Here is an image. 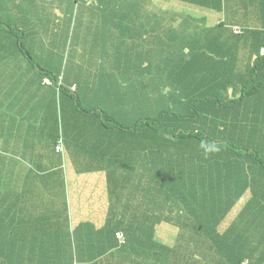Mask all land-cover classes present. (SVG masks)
Listing matches in <instances>:
<instances>
[{"label": "trees", "instance_id": "1", "mask_svg": "<svg viewBox=\"0 0 264 264\" xmlns=\"http://www.w3.org/2000/svg\"><path fill=\"white\" fill-rule=\"evenodd\" d=\"M82 1L95 6L94 10H87L86 14L96 18L100 16L97 11L99 8L104 20L117 33L118 44L110 48L108 54L97 57L94 62L99 66L98 72L107 76L104 81H110L111 78L107 84L109 86L105 88L111 89V85L116 83L127 86V89H123L124 92L131 101L139 104L138 114L141 112L144 114L141 117L139 114L135 122V114L129 115L127 112L119 111L117 116H113L110 110L129 99L123 96L117 98L109 91H105L106 94L109 93L105 95L106 101L102 107H87L80 92H77L76 96L71 94L72 98L69 100V91L62 83L60 84L57 76L49 75L46 69L38 66L30 57L32 54L30 50L34 47L28 44L27 32L2 20H0V98L3 99V94L5 104L9 102L13 107L20 103L19 108L23 111L29 112L38 108L39 119L41 118V100L32 101L30 95L34 89L33 78L17 73L16 68L24 66L22 62L14 64L20 57H30L33 65L29 64L28 60L27 63L34 68L30 72L37 70L48 73L53 81V84H46L45 75L38 76L39 88L43 87L44 92L48 94L46 98L49 99L44 108V141L40 140L39 145L50 140L56 144L60 140L63 146L66 144L72 148L79 146L82 155L100 162L104 168H111L109 164L116 162L113 159L125 158L124 165L128 166L126 169L132 170L126 177H134L133 173L139 169L134 181L136 182L140 175L142 181L138 184L146 195L149 194V180L146 176L156 167L158 185L168 181L177 183L180 176L175 177L173 172L176 174L177 171H173L175 169L172 168L176 164L175 160L197 158L201 160L202 157L207 160L208 157H212L214 160L210 164L207 160V168H225L232 171L228 186L230 194L234 195L231 197L236 198L240 205L237 208H228L227 211L236 210L237 221L248 219L245 221L249 225V230H242L240 234L245 235L252 231V236L246 239L248 245L251 242L255 243L254 246L264 243V189L260 183L250 180L255 175L253 170H256L257 166L264 170V102H262L264 0H168L174 1L171 12L162 14L159 11L153 16L147 13L145 8L149 7V0H131L130 8L118 10L116 14L110 13L112 8L110 0ZM236 27H240L242 32L237 33ZM127 33L141 38L144 36L153 38L154 41L150 42L155 43L156 47L151 52L144 49L139 51L140 48L137 47L134 56L131 50L127 52L123 47ZM256 42V61L254 60V66L251 68L248 52ZM126 54L130 55L134 63L135 68L132 71L131 65L124 67L126 70L123 68ZM10 64L12 66H9ZM15 92L16 97L12 95ZM65 97L77 109L72 112L66 109L65 116L60 117L58 109L61 108ZM162 98L163 102L157 106V100ZM221 111L226 112L227 116ZM204 117H212V121L229 119L230 122L227 123L229 133H224L220 124L215 126V136L209 134V131L205 133L207 125L204 130L198 132L194 128L195 124L204 120ZM22 118L23 120L26 118L23 113ZM86 119L96 122L99 119L98 125L104 135L98 137V140L117 138L116 134L121 136L122 133L125 152L118 147L117 150L110 148V144L105 141L96 142L92 134H85L80 127L85 124ZM65 120L70 125L68 130L66 127V131L65 125L61 129V123ZM129 130L132 131L127 133ZM223 136H233V141L220 140ZM120 140L121 137L118 145L122 143ZM201 142L214 143L219 151L205 156L204 150L200 147ZM240 143L247 146H241ZM33 146L35 145H25L23 150L21 147L19 150L16 145L12 147L4 144L3 149L9 153L6 156L4 152L0 153V172L4 175L10 167L8 161L10 154H16L21 158L18 160L13 158L11 166L16 168V173H21L20 169L27 167L24 150ZM53 149L56 151L55 146ZM148 151H152L151 160L154 163L147 160ZM188 154L191 155L190 158ZM32 159L34 167L36 160ZM111 160L113 162L109 163ZM250 160L253 167L249 165ZM181 166L184 165H178L176 169ZM43 168L44 172H52L50 171L52 166L45 164ZM247 173L250 176H247ZM233 189H236V193ZM1 191L0 189V195ZM246 191H251L249 198H243ZM163 194L157 190L155 195L162 198ZM209 194L210 192L198 189L182 192L178 190L169 196L178 203L177 200L181 198L197 199ZM246 202L248 203L246 207H240ZM16 210L17 214L9 216L7 222L6 211L3 205H0V264H8L10 259H14L16 264H27L24 250H28L30 246L43 258H49L36 264H80L79 249H76L75 253L62 255L60 252V255H57L58 250L56 251L52 242L45 238L49 232L45 231L40 223L45 221L44 219L35 216L23 219L19 215L20 209ZM255 210L259 213L253 214ZM250 217L254 221L251 222ZM118 226L119 224L114 225V229L117 230ZM236 226L239 227V224ZM10 229L12 235L6 238L5 233ZM78 230L79 226L73 232L76 238L69 237V241L80 247ZM254 246L251 250H246L247 253L237 252L243 254L238 258L237 264H251L247 261L244 263L246 260L244 254L258 252L259 248Z\"/></svg>", "mask_w": 264, "mask_h": 264}, {"label": "crops", "instance_id": "2", "mask_svg": "<svg viewBox=\"0 0 264 264\" xmlns=\"http://www.w3.org/2000/svg\"><path fill=\"white\" fill-rule=\"evenodd\" d=\"M110 1H112L110 13L113 14L132 6L131 0ZM149 1V7L145 8L152 16L159 11L162 14L171 12V4L174 3L168 0ZM94 7L82 0H0V20L16 28L24 29L27 32L29 46L42 47V54L48 47L56 51L59 49L58 52L62 55L52 62L46 60L50 72L47 71L49 75L57 76L60 84L67 88L69 100L73 94L71 89L76 87V92H80L84 97L85 105L96 108L103 106L106 101L105 95L109 92L117 98L123 96L129 99V97L123 90L127 89V86L116 83L111 85V89L105 88L109 86L107 84L111 78L110 81H104L107 76L101 75L98 72L99 66L94 63L98 55L94 51H89L91 48L107 50L115 47L119 42L117 33L104 20L99 8L97 11L100 16L96 18L86 14L87 10H94ZM150 41L154 39L148 36L136 37L127 33L123 40V47L127 49V52L131 50V54L135 56L137 47L140 48L139 51L143 49L148 51L147 49L156 47L155 43L152 44ZM256 46L257 42L248 52L251 68L256 58ZM62 47L65 50L67 47L69 49L63 51ZM72 50L75 62L79 66H72L68 70V56L71 55ZM124 61L123 68L127 65H131V71L135 68L129 54H126ZM17 62H22L24 65L19 68L20 72L23 71L22 74L34 76L32 80L34 89L30 95L32 101L41 100V118L39 119L38 108L29 112L23 111L19 108L20 103L16 107L9 105V102L5 104L2 94L0 153L4 152L5 156L9 153L3 149L4 144L12 147L16 145L18 149L21 147V150L25 145H35L28 149L39 147L48 154L53 151L59 154V164L50 169L52 172H44V159L31 154L36 160V166L22 168L21 173H16V168L11 166V160L13 158L18 160L21 157L10 154L8 159L10 167L4 175L0 172V189L2 190L0 205H3L6 211L7 222H9V216L17 214L16 208L20 209L19 215L23 219H30L28 216L44 219L46 222L40 223L45 231L49 232L45 238L52 242L56 251L58 250L57 255L59 256L60 252L62 255L75 253L76 249H79L80 264H237L238 258L243 256L237 252L247 253L245 251L251 250V247L255 245L254 242L248 245L246 240L247 237L252 236V231L245 235L240 234L242 230H249V225L245 221L248 219L238 222L235 218L236 210L227 211L228 208H237L239 204L236 198L231 197L234 195L230 194L228 186L231 182L229 178L231 170L207 168L205 161L204 169L201 165L192 164V168L187 169L188 171L181 170L179 182L168 181L158 185V168L156 167L146 176L149 180V194L146 195L144 189L138 184L142 181L140 175L138 180L134 181L139 169L133 173L134 177H126L132 170L126 169L128 166L124 165L125 158H112L116 162L109 164L111 168H104V166L101 167L100 162L91 158L87 159V155H82L79 146L72 148L68 144L66 148L64 145V151L58 153L53 149L57 142L55 144L50 140L49 147L45 146V143L39 145L40 140L44 138V108L49 100L46 98L48 94L44 92L42 86L39 88V77L36 72H30L34 68L27 63V59L20 57L14 61V64ZM105 91L109 92L106 94ZM12 95L16 97V92ZM69 100L66 97L63 99L62 106L58 109L60 117L65 116L66 109L71 112L77 109ZM116 106L110 110L112 115L117 116L119 111L122 113L129 111L127 109L129 106L121 110ZM22 113L26 117L25 120L22 118ZM136 118L137 116L134 122ZM97 121L86 119L85 124L80 128H83L85 134H92L96 142L104 143L105 141L110 144V148L117 150L118 147L125 152L122 133L121 136L116 134L117 138L98 140V137L104 134L98 125L99 119ZM64 125L65 131L66 127L68 130L70 125L66 120L61 123V129ZM120 137L122 143L118 145ZM150 152L152 151L146 153L147 160L153 162L151 160L153 155ZM204 159L206 158H201V160ZM164 160H166L165 157ZM69 162L72 166L68 164ZM31 164L34 165V161ZM257 167L253 170L255 175L250 180L260 183L264 189V170ZM2 176L5 178L2 179ZM247 176H250L249 173ZM133 182H135L134 186ZM197 188L210 192L214 196V191L225 189L226 201L221 204V199L181 198L176 203L169 196L178 190L196 191ZM157 190L164 193L162 198L155 195ZM233 190L236 193V189ZM250 195L251 191H246L243 198H249ZM247 205L246 202L240 207ZM250 220L254 221L251 217ZM117 224L119 226L116 230L114 225ZM238 224L239 227L236 226ZM77 226H79L77 237L81 242L80 247L74 246L69 241V237L76 238L73 232ZM118 230L125 232L127 238L125 244H120L117 239ZM11 235V229L5 233L6 238ZM262 244L264 246L263 242ZM11 250L8 249V251ZM24 253L27 264L42 263L45 259H49L43 258L31 246L28 250H24ZM244 255L246 258L244 263L247 261L251 264H264V248ZM8 264H16V262L10 259Z\"/></svg>", "mask_w": 264, "mask_h": 264}, {"label": "rangeland", "instance_id": "3", "mask_svg": "<svg viewBox=\"0 0 264 264\" xmlns=\"http://www.w3.org/2000/svg\"><path fill=\"white\" fill-rule=\"evenodd\" d=\"M173 6L174 5L171 4V7H173ZM153 48H150V49H147V50L149 52H151V50ZM68 49H69L68 47L66 48V50L64 49V47H62L63 51H67ZM42 50H43L42 47L31 48L30 51L32 52V54L30 53L31 54L30 57L33 58V60L36 62V64L38 66H40V67H42V68H44V69L49 71V67L47 66L49 64H48V62L46 60H50L52 62V61H54V59L58 58L62 54L58 52L59 49H57V51H56L52 47L46 48L45 52L43 54H42ZM89 51H94L95 54H97L99 58L102 57L103 55L108 54L110 52L109 49L105 50V49H92V48L89 49ZM30 57H26V58H27L29 64L33 65ZM72 66H79L78 63L75 62V55L73 53V50L71 52V55L68 56V63H67L68 70ZM16 70H17V73L19 75H21V76H27L29 78H33L34 77V76H29V75L22 74L23 71L20 72L18 67L16 68ZM35 72L37 73L38 76L48 75V73L37 71V70H35ZM163 100H164V98L158 99L157 100V106H159L163 102ZM128 106H129V108H127V109H129V112H127L126 114H129V115L135 114L136 116H138L140 114L139 117H141L144 114V112H141V113L138 114V111H140L139 104L137 102H135V101L128 100L126 102H123V103L119 104L116 107L121 110V109H124V107H128ZM157 109H158V107H157ZM222 114L227 116L226 112H222ZM151 116H153V111L151 112ZM192 122H193V120H192ZM228 122H230L229 119H227L226 121H223L222 119H220V121H215V120L212 121V117H208V118L204 117V120H200V122H196L194 128L197 129L198 132H200L201 129L204 130L205 129L204 128L205 125H207V130L205 131V133L209 131L208 132L209 134L215 136V132H216L215 126H216V124H220V128L222 126V130H223L224 133H229L230 129H229L228 124H227ZM180 128L181 129H185V127H180ZM215 138H217V137H215ZM217 139L219 140V138H217ZM220 140H223V141H226V142H229L231 140L233 141V136H230V137L223 136V137L220 138ZM240 144H241V146H247V144H242V143H240ZM45 146L49 147V141L47 143H45ZM66 148H67V144H66ZM31 154H33V156H34V154H36L38 156V158H43L44 159L43 163L47 164L49 166L54 167V166H57L59 164V154H56L53 151L50 154H46V151L44 149H40L39 147H35L32 150L27 149L26 152H25L26 166L27 167H30V166L33 165V164H31L32 161H33V159H32L33 157H32ZM190 157H191V155L188 154V158H190ZM207 160H208V164H210L214 159L212 157H208ZM207 160L206 159H204V160H199V159L190 160V159H187V160H179V161L175 160L176 164L172 168L175 169L173 171H177V173L175 174L173 172V174L175 175V177H179L180 176L179 172L181 170L182 171L183 170L188 171L187 169H189L192 166V164L201 165V168L204 169V165H205L204 162L205 161L207 162ZM68 164L70 166H72L71 162H69ZM181 164L184 165V166L178 167L176 169V167L178 165H181ZM249 165H250V167H253L251 160L249 161ZM212 191H214V190H212ZM214 193H215V196L212 193H210L208 196L204 197L203 200H206V199L207 200L221 199V202H220L221 204H223L226 201L225 189L219 190V191L217 190V192L214 191ZM239 205L240 204H238V206ZM234 211L235 210H233V212ZM258 213L259 212H257L256 210L253 212V214H258ZM254 247L264 248V246H262V245H257V246H254Z\"/></svg>", "mask_w": 264, "mask_h": 264}, {"label": "clouds", "instance_id": "4", "mask_svg": "<svg viewBox=\"0 0 264 264\" xmlns=\"http://www.w3.org/2000/svg\"><path fill=\"white\" fill-rule=\"evenodd\" d=\"M262 54H264V50H263V52H262ZM47 80H49L50 81V83H48L47 82ZM44 82L46 83V84H53V81H52V79L50 78V77H46V78H44ZM71 91H72V93H73V95H75L76 96V87H73L72 89H71ZM77 99V98H76ZM60 143V140L57 142V144H56V151H57V146H58V144ZM62 143V142H61ZM200 147L204 150V154H205V156H207L209 153H213V152H218L219 151V148L217 147V145L216 144H208V143H205V142H201V145H200ZM64 151V146L62 145V150H61V152H63ZM58 153L60 152V151H57ZM118 232H121V233H123V235H124V239L123 240H121L118 236H117V233ZM116 237H117V239L119 240V242H120V244H125L126 242H127V238H126V234H125V232L124 231H121V230H118L117 232H116Z\"/></svg>", "mask_w": 264, "mask_h": 264}, {"label": "built area", "instance_id": "5", "mask_svg": "<svg viewBox=\"0 0 264 264\" xmlns=\"http://www.w3.org/2000/svg\"><path fill=\"white\" fill-rule=\"evenodd\" d=\"M236 32H237V33H241V32H242V31H241V28H240V27H236ZM47 82L50 83L49 80H47ZM61 150H62V143H61V141H60V143H59L58 146H57V151H61ZM117 236H118L121 240L124 239V235H123V233H121V232H118V233H117Z\"/></svg>", "mask_w": 264, "mask_h": 264}]
</instances>
